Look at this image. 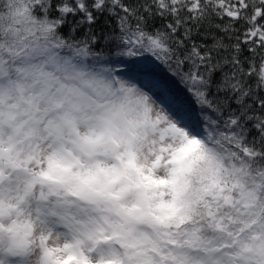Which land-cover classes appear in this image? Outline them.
Listing matches in <instances>:
<instances>
[{
  "label": "snow or ice",
  "instance_id": "obj_1",
  "mask_svg": "<svg viewBox=\"0 0 264 264\" xmlns=\"http://www.w3.org/2000/svg\"><path fill=\"white\" fill-rule=\"evenodd\" d=\"M0 264H264V0H0Z\"/></svg>",
  "mask_w": 264,
  "mask_h": 264
},
{
  "label": "trees",
  "instance_id": "obj_2",
  "mask_svg": "<svg viewBox=\"0 0 264 264\" xmlns=\"http://www.w3.org/2000/svg\"><path fill=\"white\" fill-rule=\"evenodd\" d=\"M104 20H105V17H101L100 18V21H99V23H98V25L96 26L97 27V29L99 30L101 27H103V25H104ZM112 23H113V25H114V21H112ZM104 30L105 31H107V28H104ZM82 34V33H81ZM217 35H219V33H216ZM207 43H211V40H208V41H206Z\"/></svg>",
  "mask_w": 264,
  "mask_h": 264
}]
</instances>
